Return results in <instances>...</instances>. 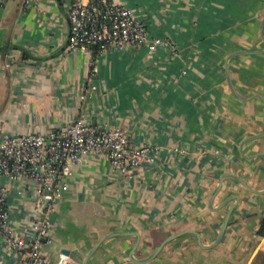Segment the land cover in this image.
<instances>
[{"label":"crops","instance_id":"crops-1","mask_svg":"<svg viewBox=\"0 0 264 264\" xmlns=\"http://www.w3.org/2000/svg\"><path fill=\"white\" fill-rule=\"evenodd\" d=\"M119 1L167 44L108 49L91 73L90 55L66 50L69 0H0V140L81 120L159 149L128 178L103 158L76 165L45 259L80 264L98 245L87 264H264V0ZM35 199L10 190L27 239ZM0 262L25 257L1 241Z\"/></svg>","mask_w":264,"mask_h":264},{"label":"built area","instance_id":"built-area-1","mask_svg":"<svg viewBox=\"0 0 264 264\" xmlns=\"http://www.w3.org/2000/svg\"><path fill=\"white\" fill-rule=\"evenodd\" d=\"M69 39L66 50L90 55V71H97L98 57L108 49L126 50L166 45L152 39L145 23L119 0H69ZM158 147L133 145L119 127L100 130L83 122L47 133H22L0 140V243L25 257L24 264H48L41 248L51 242L50 217L56 192L73 175V168L91 158H103L111 172L132 177L145 163L156 161ZM35 187L30 219L31 237L10 225L11 188ZM64 187V186H63ZM22 190L18 189L17 194ZM1 264V262H0Z\"/></svg>","mask_w":264,"mask_h":264},{"label":"water","instance_id":"water-1","mask_svg":"<svg viewBox=\"0 0 264 264\" xmlns=\"http://www.w3.org/2000/svg\"><path fill=\"white\" fill-rule=\"evenodd\" d=\"M264 23V19H263V21H262V24ZM244 183V182H243ZM245 184V183H244ZM246 186V185H245ZM228 219H229V217L227 216L226 217V219H225V221H224V223H223V225H222V227H221V229H220V232H219V234H218V236H217V239H216V242L218 243L220 240H221V238L223 237V234H224V232H225V229H226V227H227V224H228ZM112 236H114V235H108L107 237H104L103 239H100L101 241H99V243H101L104 239H107V238H109V237H112ZM174 237H176V236H173V237H169V238H167L165 241H163V243L147 258V259H145V261H150L151 259H153L158 253H159V251L167 244V243H169L171 240H173L174 239ZM98 247V245H95L90 251H89V253L86 255V257L83 259V261L80 263V264H87V262H88V260H89V258L91 257V255L93 254V252L96 250V248ZM65 255H68V253H67V251L66 252H63ZM65 264H71V263H65Z\"/></svg>","mask_w":264,"mask_h":264},{"label":"trees","instance_id":"trees-1","mask_svg":"<svg viewBox=\"0 0 264 264\" xmlns=\"http://www.w3.org/2000/svg\"><path fill=\"white\" fill-rule=\"evenodd\" d=\"M258 233H259L260 235H264V218H263L262 221H261L260 227H259V229H258Z\"/></svg>","mask_w":264,"mask_h":264},{"label":"rangeland","instance_id":"rangeland-1","mask_svg":"<svg viewBox=\"0 0 264 264\" xmlns=\"http://www.w3.org/2000/svg\"><path fill=\"white\" fill-rule=\"evenodd\" d=\"M68 5H69V2H68Z\"/></svg>","mask_w":264,"mask_h":264}]
</instances>
